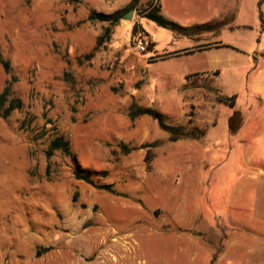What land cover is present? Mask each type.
Segmentation results:
<instances>
[{
  "label": "rangeland",
  "instance_id": "obj_1",
  "mask_svg": "<svg viewBox=\"0 0 264 264\" xmlns=\"http://www.w3.org/2000/svg\"><path fill=\"white\" fill-rule=\"evenodd\" d=\"M117 1L0 0V93L11 86L9 101L21 103L7 118L0 114V264H184L187 256L176 252L191 238L206 242L213 231L221 243L239 229L210 228L194 215L199 201L200 215L210 216V170L230 166L223 158L210 166V137L206 151L193 143L209 129L198 124L200 96L182 87L177 56L161 62L179 35L143 18L144 8L115 26L88 19L91 11L120 10ZM245 19L257 21L252 0ZM108 27L109 42L98 45ZM144 28L154 50L140 54L134 42L149 40ZM195 60L206 65L199 55L181 59ZM166 69L177 79L160 76ZM132 106L152 107L168 125L205 136L172 142L151 116L132 120ZM60 137L73 157L55 151L48 159ZM195 172L204 186L192 180Z\"/></svg>",
  "mask_w": 264,
  "mask_h": 264
},
{
  "label": "crops",
  "instance_id": "obj_2",
  "mask_svg": "<svg viewBox=\"0 0 264 264\" xmlns=\"http://www.w3.org/2000/svg\"><path fill=\"white\" fill-rule=\"evenodd\" d=\"M152 1L160 5L166 19L187 31L177 36L174 51L160 56H166L161 62L174 59V55L180 59L176 65L180 77L171 69L160 76L170 81L186 79L182 87L200 96L198 124L209 129L204 141L193 143L206 151L210 137V154L216 158L210 166H215L217 158L230 166L222 173L220 166L218 172L216 167L210 170H214L210 176V190H214L208 203L210 216L200 215L199 201L194 215L210 228L218 223L239 228L221 243L220 233L213 231L206 242L191 238L192 243L180 247L176 255L187 256L184 264H212L222 245L215 264H264V34L258 37L256 32L264 26V0H252L257 13L254 26L245 19L248 0H118L117 4L120 10L134 4L136 12ZM139 23L143 25V20ZM197 55L205 58L206 65L196 60L182 65V58ZM200 105H206L205 109ZM236 112L242 121L232 133L229 120ZM191 178L200 187L207 182L201 173L195 172ZM222 182V189L216 187Z\"/></svg>",
  "mask_w": 264,
  "mask_h": 264
},
{
  "label": "trees",
  "instance_id": "obj_3",
  "mask_svg": "<svg viewBox=\"0 0 264 264\" xmlns=\"http://www.w3.org/2000/svg\"><path fill=\"white\" fill-rule=\"evenodd\" d=\"M261 6V2H260ZM134 4L130 5L129 7L118 10L112 14H105L97 11H91L89 14L88 19L90 21H100V22H109L110 25H117L123 18L124 14L129 12L130 10H133ZM262 17V15H260ZM143 18L148 19L149 21H152L156 23L158 26L166 28L172 32H174L177 35H186L187 31L184 30L182 27H180L175 22H172L168 19H166L163 14L161 13V7L158 4H155L154 1L148 3L147 7L143 11ZM211 27V24H210ZM140 26H134V33L139 32ZM142 32L146 33V36H148V33L141 29ZM111 34L110 27H108L104 33V35L100 38L99 44L102 45L104 43L109 42V36ZM154 50V44L151 40H149V47L147 51ZM147 51L143 54H146ZM157 56L150 57L151 59L156 58ZM166 56H163L162 59H164ZM2 64L4 65L6 72L9 73V66L8 62H4L1 60ZM12 95V87H6L2 93H0V114L3 118H7L12 111L15 109H18L21 107V103L17 98H12V100L9 101V97ZM9 101V106L5 110H3L4 105ZM143 115H148L154 118L156 121H158L160 127L162 130L166 131L169 134L170 140L172 142L178 141L183 138H193V139H202L205 136L204 131L199 130L197 128H193L191 130L183 129L182 127H174L170 126L166 123V117L163 113L158 112L152 107H137L132 106L130 110V118L134 120L135 118ZM242 117L239 112H236L229 120V128L232 133H236L241 125ZM55 151H62L65 155L73 157V154L70 150V144L67 140L63 139L62 137L56 138L54 141L51 142V145L47 151V158L50 159ZM103 175H106V172H102ZM80 179L85 180L87 183L93 185L94 187L105 190L111 193H114V190L111 185L104 184V185H98L93 180L90 179V176L88 174L80 175Z\"/></svg>",
  "mask_w": 264,
  "mask_h": 264
},
{
  "label": "built area",
  "instance_id": "obj_4",
  "mask_svg": "<svg viewBox=\"0 0 264 264\" xmlns=\"http://www.w3.org/2000/svg\"><path fill=\"white\" fill-rule=\"evenodd\" d=\"M149 47V40L145 36H140L136 42H134V48L140 54L145 53Z\"/></svg>",
  "mask_w": 264,
  "mask_h": 264
},
{
  "label": "water",
  "instance_id": "obj_5",
  "mask_svg": "<svg viewBox=\"0 0 264 264\" xmlns=\"http://www.w3.org/2000/svg\"><path fill=\"white\" fill-rule=\"evenodd\" d=\"M134 16V10H130L127 14L124 15V19L131 20Z\"/></svg>",
  "mask_w": 264,
  "mask_h": 264
}]
</instances>
